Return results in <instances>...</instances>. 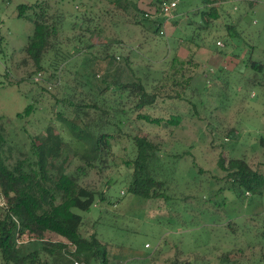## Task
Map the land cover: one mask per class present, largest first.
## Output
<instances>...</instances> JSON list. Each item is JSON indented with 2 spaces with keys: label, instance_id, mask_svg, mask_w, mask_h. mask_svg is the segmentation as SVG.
Instances as JSON below:
<instances>
[{
  "label": "rangeland",
  "instance_id": "1",
  "mask_svg": "<svg viewBox=\"0 0 264 264\" xmlns=\"http://www.w3.org/2000/svg\"><path fill=\"white\" fill-rule=\"evenodd\" d=\"M172 2L177 3V8L172 19L163 22L161 36H157L150 24L143 27L131 24L138 22L142 15L137 16L131 8L125 12L116 10L105 0H0V124L12 145L23 151L29 149L33 138L43 136L48 127L54 128L68 142V132L56 119L61 112L68 117L66 104L60 102L65 98L62 93L66 94L69 86L80 92L74 82H89V69H99L97 78L90 80L94 87L100 86L103 76H111L114 68L124 63L129 65L127 74L132 69L143 82L146 79L148 85H154L173 59L182 64L189 61L188 52H194L188 74L193 78L192 88L201 96L190 98L189 104L166 101L151 112L156 119H168L171 114L179 116L180 125L165 129L133 118L123 129L125 135L146 137L159 144L167 156L188 153L178 162L174 177L178 188H173V200L164 204L126 194L131 171L124 161L131 144L122 135L113 145L109 168L99 173L90 172L82 181L98 192L104 191L111 205L97 204L88 216L78 213L85 217L81 234L84 238L95 234L116 248L111 256L113 264H171L178 252H181L182 263L264 264V260L260 261L262 245L257 241L260 231L256 221L257 215L264 214V197L254 199L253 211L249 212L244 211L247 207H239L232 196L225 194L226 210L232 217L235 215L232 212L236 213V222L243 231L239 234L238 228L237 236L226 233V224L233 220L226 219L224 212L213 207L217 200L213 196L225 187L226 181V173L218 167L221 152L232 148L233 158L237 159L241 152L253 168L264 172V149L260 147V140H264V90H242L239 84V73H244L243 60L249 49L254 50L253 60L264 59V55L261 57L264 53V0H228L220 19L208 31L197 30L201 24L193 16L197 1L165 0L166 5ZM151 4L152 0H139L137 7L152 22L163 16L156 14ZM35 5L47 6L50 15L63 16L57 49V57L64 61L61 73L53 76L52 70L44 71L39 83L33 80L36 70L32 62L23 63L25 56L21 54L32 36L33 23L19 17V7ZM83 17L90 22H83ZM172 22H177L176 26H172ZM225 24L236 28L240 41H228ZM86 26L92 34L83 33L82 39L89 40L90 49L77 42L82 34L79 28ZM197 31L199 35L195 34ZM106 56L114 61H108ZM219 69L223 70L225 80L224 76L215 79ZM56 81L60 83L54 86ZM28 106H33L34 110L24 117ZM229 130L236 131V139L225 137ZM218 139L223 141L224 148ZM70 146L72 150L75 148L73 144ZM16 158L17 153H12L11 163ZM77 165L75 162L73 166ZM202 211L210 214L203 215ZM211 213H217L221 220ZM190 216L192 222L185 226ZM205 216L206 223H203ZM211 216L214 217L212 222ZM251 216H256L254 221L249 219ZM206 226L212 227L203 231ZM42 236L52 242L60 240L55 235ZM214 244L219 251L200 250L196 252L198 261L193 262V249H207ZM159 246L161 250L154 254ZM225 251L229 252L228 260L222 261L221 253Z\"/></svg>",
  "mask_w": 264,
  "mask_h": 264
},
{
  "label": "trees",
  "instance_id": "2",
  "mask_svg": "<svg viewBox=\"0 0 264 264\" xmlns=\"http://www.w3.org/2000/svg\"><path fill=\"white\" fill-rule=\"evenodd\" d=\"M105 1L122 12L131 8L137 16L142 15L138 22H131L132 25L143 27L145 24H150L153 33L161 36L162 24L167 20L165 16L162 15V18L151 22L147 19V14L138 9L139 0ZM195 1L198 3V8L193 16L201 22L197 30L208 31L220 19L223 5L228 0ZM164 3L165 0H152L151 5L156 9V14L161 13V6ZM29 12L32 14L30 17L27 15ZM19 17L33 23L32 36L21 51L25 56L23 63H26V60L31 61L36 70L35 75L49 69L52 70L53 76L61 73L64 61L57 57V49L60 46L63 16L50 15L47 6L35 5L19 7ZM82 21L88 23L90 19L83 17ZM176 23L172 22V26H176ZM191 23L193 25L196 22ZM225 28L228 41H240V33L233 25L225 24ZM79 29L82 34L77 37V42L85 45L83 48L90 49L92 46L88 43L89 40L83 41L82 38L83 33L92 34V31L88 26ZM195 34L199 35V32ZM253 52V48H250L247 57L243 60L244 73H239L242 90L254 88L264 90V59L253 60ZM193 54L194 52H188L186 59L189 61L182 64L173 59L168 70L155 81L154 85H148L146 79L143 82L132 69L127 74L129 65L124 63L123 66L115 67L111 76H103L101 85L94 87L92 81L97 78L99 69H89L92 81L88 79L89 82H74L80 87V92L76 91L77 88L69 86L68 92L62 93L65 98L60 102L66 104L64 107L68 111V117L61 112L56 119L68 132V142L54 128L48 127L43 136L33 138L29 149L23 151L19 146L12 145L13 142L9 139V135L4 133L5 130L0 124V199L5 204L0 208V264L115 263L111 256L112 252L117 251L116 248L98 239L95 234L89 238L82 236L85 217L80 214L88 216L91 210H95L97 204L111 205L110 198H105L104 191L98 192L82 181L90 172L99 173L109 168V162L114 155L113 145L122 135L131 144L127 160L124 161L131 171L126 194L144 201H163L164 204L173 200L175 195L172 193L173 188L176 187V190L178 188L174 179L178 162L188 153L167 156L159 144L146 137L125 135L123 129L133 118L151 126H163L165 129L180 125L179 116L171 114L168 119H156L151 112L166 101L189 104L190 98L201 96L198 90L192 88L193 78L188 74V69L192 66ZM262 55L264 53H261V57ZM105 59L114 61L108 56ZM216 74V80L224 76L222 69ZM31 76L32 74L28 77ZM59 83L56 81L54 86ZM148 86L150 89H147ZM193 107L195 109L196 106ZM33 110V106H28L22 116H29ZM1 121L2 118L0 123ZM235 132L229 130L225 137L236 139ZM218 140L223 147V141ZM70 144L75 146L73 150ZM260 147L264 149L263 139L260 140ZM12 153H17L13 163L10 160ZM221 155L218 167L220 171L226 173V181L225 187L215 192L213 197L217 200H214L213 207L224 212L226 219L233 220L226 224V233L237 236L239 228L236 222L237 215L234 212H232L235 214L234 217L228 214L226 210L228 199L225 194L232 196L239 207H247L244 211L247 209L250 210L249 212L253 211L252 201L264 197V172L257 167L253 168L246 155L241 152L239 159L233 158L232 148L221 152ZM75 162L78 165L74 167ZM206 183L210 184V182ZM205 213L210 214L202 211L203 215ZM211 215H216L220 219L217 213ZM253 217L256 216H251L249 219L254 221ZM257 217L260 231L257 241L262 245L261 261L264 260V214ZM191 218L192 216L188 217L189 221L185 222V226L192 222ZM206 219L207 216L203 223H206ZM213 219L214 217L211 216V222ZM241 219L240 216L239 221ZM207 227L212 226H206L203 231ZM239 232L243 234L240 228ZM244 233L250 234L247 231ZM42 234L55 235L60 240L48 241ZM217 246L214 244L207 249L205 247L193 249V262L198 261L196 252L204 250L214 253L219 251ZM160 250L159 246L154 254L159 253ZM239 250L241 251L240 248ZM228 254L229 252H222L220 260L227 261ZM180 255L181 252L176 253L170 263L190 264L182 263Z\"/></svg>",
  "mask_w": 264,
  "mask_h": 264
},
{
  "label": "built area",
  "instance_id": "3",
  "mask_svg": "<svg viewBox=\"0 0 264 264\" xmlns=\"http://www.w3.org/2000/svg\"><path fill=\"white\" fill-rule=\"evenodd\" d=\"M177 8V3L176 2H172L169 4H163L161 6V15L165 16V18H167V20L172 19V13L175 11V9ZM219 47H222L219 43H218ZM35 83H39L42 81V75L40 73L36 74L35 78L33 79ZM5 206L4 202L0 199V208H3ZM147 247V246H146ZM77 264V263H74Z\"/></svg>",
  "mask_w": 264,
  "mask_h": 264
}]
</instances>
